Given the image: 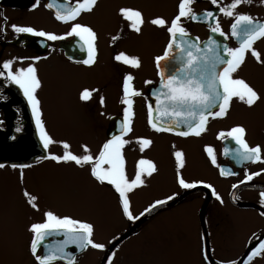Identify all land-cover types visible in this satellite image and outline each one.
<instances>
[{
  "label": "flooded vegetation",
  "instance_id": "af4514ba",
  "mask_svg": "<svg viewBox=\"0 0 264 264\" xmlns=\"http://www.w3.org/2000/svg\"><path fill=\"white\" fill-rule=\"evenodd\" d=\"M101 1L103 0H97V9L100 8ZM130 1V8L138 9L143 14L145 23L141 26V31L139 33L132 31L127 26L128 22L124 21L119 15L115 23H112L113 29L110 31V34L103 38L102 44L100 42L101 46H104L105 48L104 54L101 56L99 54L100 50H97L95 63L88 66L83 63H78V61L87 59L86 46L82 50L81 45L83 42L79 37L66 36L65 33L70 30L71 23H80L82 25L90 26L85 23L83 17L84 14H89L93 10L91 12L82 13L75 21L62 23L55 19V10L57 6L63 5L64 0H56V4L53 8L45 6L49 3V0H0V27L3 28V31H0V64L5 60H11L13 70L15 68L27 67L29 64H32L36 68L37 76L41 81V87L36 91V96L39 101L42 96H45L48 85H55L58 93L62 96H67L68 86L70 84H73L75 81L79 83L83 78L84 73L93 72L95 76L94 81L97 80V82L93 81L90 85L92 90L95 89V91H92L91 93L92 96H94L92 104L94 108L92 106L91 108L90 106H87L86 108L84 105L83 110L89 114L90 112H99V115L97 114L98 116L102 114H104V117L107 116V127L103 132L104 136L103 134L101 135V137L104 138L100 139L96 136L99 142L95 149L98 151L105 140L113 135L120 134L118 125L119 122L123 120V110L126 107V105L121 103L123 97V77L125 74H130L132 76V80L130 81L131 87L140 93V95L132 96L130 99L132 100V103H139L141 106H146V121L149 126L148 109L149 105L151 107L153 106L154 101L151 97L150 89L161 80V77L157 74L158 69L154 58L156 56L164 55L165 47L169 41V34L166 27H156L148 23V21L154 17H163L170 22L178 12L177 6L179 0ZM70 2L74 4L75 0H70ZM230 2L231 0H217V4H213L211 0H193L191 8L196 14L197 19L191 20L188 18H181V24L185 28L187 35L197 37L200 41L213 37L218 39L223 46L227 45L232 48L238 47V41L231 36V24L233 23L234 17L225 16L219 10L220 7L226 6ZM33 5H35V7ZM95 7L96 5L94 8ZM209 11L213 13V16L205 17L204 13ZM234 11L250 15L254 19L264 22V3H262L261 0H250L248 3H241ZM217 22L219 23L221 30L227 36V39L224 36H220L218 32L213 33L211 31V27H214ZM13 24L18 26H31L36 30L52 32L57 36H62L64 38L48 40L45 37H37L30 33H15L11 28V25ZM113 37L116 38L113 39ZM223 46L221 55H223ZM253 48L260 54L261 60H264V38L256 40L253 44ZM133 49L140 54L139 57H137L139 59L138 68H132L115 60V56L121 52L131 57ZM35 57H39V59H34ZM161 71H165L163 70V66ZM262 71L264 72V63H258L249 52L246 53L244 63L234 75L243 78L244 80L245 77H251V80L253 81L252 87L256 84L254 79L257 80L259 82L257 85L260 87V90H255L259 94V100L264 101V74L262 77ZM110 80H112L113 83H117L118 89ZM146 81H150L151 83H145ZM78 91L79 87L77 86L76 93ZM97 91L100 92L97 93ZM79 94L80 92H78V96ZM96 96H100V98L101 96L104 97L105 108L103 111L100 110ZM80 101L82 102V100ZM234 101L239 102V106H246L244 103L236 99H234L233 102ZM116 103L119 104V108H117ZM215 110L218 111V109ZM40 112L42 117L43 113L41 105ZM234 117L235 116H229V114H226L222 118L208 117L206 129H217L226 134L221 139V147L219 151L222 162L215 166V168L217 169V175L223 179H227L226 181H228L229 184L227 186L228 192L225 193L224 198L218 200L216 199V196L213 195L215 188L211 183L203 181L196 183V185H211L209 188L211 199L204 211L203 224L199 216L202 204L197 212V225L199 226V231L197 233L198 241L191 237L192 227L196 220L194 219L195 213L188 212V214H186L184 212V214L180 216L179 210L182 208L180 209L179 205L190 197V195H201L202 201H204L206 192L203 189H197L190 192L173 206L160 208L153 215H158L160 212H163L168 208H175L174 233L175 235L184 233V236H188L184 239L187 242L184 244L182 252L184 256L183 262H179L178 264H197L195 260L197 251L199 252V261L201 264H227V262L219 263L213 257L211 237L214 242L218 240L213 237H216V232L213 231L214 229L211 227V220L208 212V209L213 206L224 209L233 217L239 219H243L245 216L242 211H253L252 221L244 224L245 235L252 234V238L247 240L248 242L244 244L243 249H241L239 243L242 242L244 238L236 240L237 245H235V247L240 249V254L236 256L234 260H230V262H232V264H245V261H247L248 264H264V250L249 257V253L259 245L260 241L264 240V205H262L260 200V193L264 192V181L263 178H260L264 175V141L257 140V142H252L250 139L246 140L250 147L260 146L262 152V154L260 153V160L251 162L237 159L235 150L239 148V145L235 143V140L232 137L227 136L228 131L232 127L237 126V124L231 123L234 121ZM112 118H115L114 126L110 127ZM17 129H19V131H17ZM161 132L168 133L165 143L172 142L173 151H176L180 138H182L184 142L192 143V139L199 138L200 135L203 134L201 133L199 136L188 135L182 137L177 135V132L174 130ZM130 133L123 138L126 139ZM0 139V163L5 165L3 168H0V177H3L6 180L11 181L16 180V177H28L31 175L29 173L35 171L36 168L49 166V164L51 165V162L57 163L51 159L45 158L48 155L53 154V152L42 146L40 139L38 138V132L31 109L22 92L18 86L2 77H0ZM226 140L228 141L226 143V149L228 150L227 154L223 152V147L225 145H223V143ZM132 144L133 142H129L127 144V149L132 148ZM134 144H137V142H134ZM97 153L98 152L95 150L93 155ZM38 157L40 159H38ZM14 164H24L28 165V167L23 169L19 167H11V165ZM65 164L76 166L78 170L84 169L85 167L89 169L88 166L80 167L74 163ZM223 164L229 166V174L225 176H222L219 171L220 165ZM246 173L249 175L252 173H258V175H253L250 180H246ZM238 184H241L243 187L235 190V199H232L231 192L235 188L233 185L237 186ZM24 191L26 190H22V192ZM183 191L184 190L180 191L173 198L179 196ZM250 194L251 196H249ZM246 203L250 204L244 205ZM225 204H228L229 206H225ZM178 220L180 221L178 222ZM145 223L146 221L142 223L141 226L145 225ZM129 224H132V221H130ZM241 229L243 228L241 227ZM154 231L156 230L151 228L150 237H147L144 243V256L150 261V264H164V261L169 258L167 253H172L167 251L161 256V254L156 255L152 252L154 247L159 246L162 248L163 246L161 236L152 237ZM24 233L26 235V242L30 244L32 233L27 229ZM159 233L160 231L158 230V235ZM213 233L215 235H213ZM52 239L53 238L50 236L45 243L48 244ZM113 251L114 249L112 252ZM38 252L41 254L42 245L37 249V253ZM112 252L109 256H111ZM109 262L110 261L107 259L106 264H109ZM114 263L115 262H112L110 264ZM166 263L177 264L176 260H174V262L168 261Z\"/></svg>",
  "mask_w": 264,
  "mask_h": 264
},
{
  "label": "rangeland",
  "instance_id": "374dc122",
  "mask_svg": "<svg viewBox=\"0 0 264 264\" xmlns=\"http://www.w3.org/2000/svg\"><path fill=\"white\" fill-rule=\"evenodd\" d=\"M130 5V0H103L99 9H97V3L91 13L84 14L83 20L97 34L96 50H100L101 56L105 51L104 46H101L103 38L107 37L113 29L112 23L118 19V10L122 7L130 8ZM131 55L139 57L140 54L133 49ZM263 74L262 71V77ZM94 78L93 72L84 73L79 83L75 81L68 86L67 96L58 93L55 85H48L46 88L45 96H42L40 100L43 113L41 120L44 130L54 141L48 147L53 154H63L65 149L61 142H66L70 146L68 150L74 154H82L81 145H86L92 154L95 150L98 152L95 149L99 142L96 136L102 138L101 135L107 127V116L104 117V114L98 116L99 112L89 111V114L83 110L84 105L86 108L87 106L91 108L94 101L92 94L84 102H81L78 96V92L84 89L92 90L90 85ZM110 81L112 82V80ZM245 81L250 86L253 85L251 77H245ZM254 81L256 84L253 88L259 91L260 87L257 85L259 82L255 79ZM113 84L118 89L117 83ZM77 86L79 91L76 93ZM99 92L97 91V93ZM96 99L99 102L100 110L103 111L105 108L104 97L103 103H101L100 96H96ZM132 104V131L126 139L131 143L133 142V147L127 149L126 144L122 150L126 162V173L130 179L134 177L135 164L140 158L151 160L156 168L151 176L144 178L145 184L143 186L128 194L132 214L140 217V213L144 212V209L149 208L150 205H154L156 200H165L169 196L174 197L185 189L179 186L176 179L178 170L173 156L172 142L165 143L168 133L152 130L147 125L146 106H141L139 103ZM255 104L252 107L239 106V102L234 101L227 114L235 116L232 124L244 127L246 130L245 140L263 142L264 101L259 100ZM116 106L119 108L118 103ZM202 133L199 138H191L192 143L184 142L180 138L176 151L183 153V166L179 169V173L189 183L199 181L211 183L215 188L216 195L223 199L225 193L228 192L229 183L226 181L227 179L217 175L215 166L222 162L219 151L221 139L226 134L221 137L219 134L222 132L217 129H206ZM137 138H147L152 143L141 152L139 144H134ZM205 147L213 149L215 164L209 158ZM29 174L31 175L28 177H22V179L16 177V180L11 181L0 177V264H36L29 252V243L26 242L24 232L31 223L41 222L45 211H52L57 216H69L73 219L92 223L95 227L93 240L104 244V248L92 249L88 247L84 252L75 256V264H99L105 248L129 227L130 220L123 216L114 189L106 183L100 184L95 181L87 167L78 170L76 166L62 162H51V165L36 168ZM260 178H263L264 181V175ZM24 189L38 198L35 203L39 210L31 208L27 204L22 192ZM202 203L201 195H190L179 205L180 209L182 208L179 210L180 216L184 212L186 214L188 212L195 213L196 218L194 216V219L196 220L192 227L191 237L197 241L199 231L197 212ZM225 206L229 205L225 204ZM208 210L211 227L216 232H214L216 237H213L218 239L214 242L211 237L213 257L219 263L230 262L240 254V249L235 247L237 245L236 240L244 238L239 243L243 249L244 244L248 242L247 240L252 238V234L245 235L244 224L252 221L253 211H242L245 216L243 219H239L219 207L213 206ZM174 213L175 208H168L158 215L153 216L154 213L152 217L150 216L151 218L145 220V225L140 226L135 233L123 239L114 249L109 264L112 262H115L114 264H150V261L144 256V243L147 237H150L151 228L156 230L152 233V237L161 236L163 244L162 248L154 247L152 252L156 255L161 254V256L167 251L171 252L172 254L167 253L169 258L164 261V264H171L166 262H174V260L177 264L183 262L182 252L184 244L187 242L184 239L188 236H184V233L175 235ZM157 229L160 231L159 235ZM214 233L213 235H215ZM195 260L197 264H201L198 251ZM53 264L65 263L53 262Z\"/></svg>",
  "mask_w": 264,
  "mask_h": 264
},
{
  "label": "snow or ice",
  "instance_id": "6c2138e0",
  "mask_svg": "<svg viewBox=\"0 0 264 264\" xmlns=\"http://www.w3.org/2000/svg\"><path fill=\"white\" fill-rule=\"evenodd\" d=\"M213 4H217V0H211ZM250 0H231L226 6L220 7V12L225 16L234 17L231 24V36L238 41V47L223 46V55H221L216 48V42L209 38V42L205 45L206 51L203 55H193L191 49L195 45L188 44L185 39L187 33L181 24V18H188L196 20V14L191 8L193 0H179L178 12L171 19L165 20L163 17H154L148 21L156 27H166L169 34V41L164 50L163 56H156L155 63L157 65V74L161 77L160 89L153 93L156 97L157 107L153 113L152 107L149 105L148 109V124L151 129L156 132L172 131L171 127H164L161 123V117H166L175 123L176 128L183 124L184 129L178 131L177 135L186 137L188 135L199 136L202 132L206 131V124L208 117L222 118L224 117L234 99L244 103L248 107H252L260 99L258 92L250 86L243 78L237 77L234 74L238 71L245 61L246 53H251L258 63H264L261 60L260 54L253 48L256 40L264 38V22L258 21L250 15L237 13L234 10L241 3H248ZM264 3V0H261ZM97 0H75L71 3L70 0H64L63 5L57 6L55 10V19L62 23H69L75 21L84 12H91L96 5ZM56 0H49L45 6L53 8ZM35 7V5H33ZM118 14L124 21H127V26L134 32L139 33L141 26L145 23L143 14L138 9L122 7L118 10ZM205 17H212V12H205ZM15 33H30L37 37H45L48 40L63 39L62 36H57L52 32L43 30H36L31 26H18L11 25ZM0 31L3 28L0 27ZM213 33L218 32L220 36L227 39L225 33L221 30L219 23H215L211 27ZM66 36H75L83 42L81 49L86 46L87 59L78 61L84 65L91 66L95 63L96 59V32L87 25L80 23H71L70 30L65 33ZM116 37H113L115 39ZM186 44L187 47L182 51L187 53L186 59H181L180 66L171 70L167 74L161 71L160 62L165 59H175L169 57V50L173 48L180 49L181 43ZM34 59H39L35 57ZM115 60L122 62L132 68L139 67V59L135 56H128L121 52L115 56ZM0 77L18 86L26 99L33 119L36 124L37 132L42 146L48 149L49 145L54 141L49 137L48 133L44 130L43 122L41 120L40 101L36 96V91L41 87V81L37 76V70L29 64L27 67L12 68V61L5 60L0 64ZM132 76L125 74L123 77V97L121 103L126 105L124 108L123 120L119 122L118 130L119 135H113L105 140L100 146L97 154L93 155L86 145H81L82 154H74L70 150V146L66 142H61L65 149L62 155L50 154L45 158L51 159L57 163H74L77 166H88L90 169L91 177L100 184L110 185L118 196V204L124 217L128 220L138 219L131 212L130 199L128 194L134 189L145 184V177L151 176L156 171L155 165L151 160L140 158L135 164V175L131 179L126 173V162L123 156V148L130 141L124 139L128 133L132 131V100L130 97L138 96L140 93L135 91L130 84ZM145 83H151L146 81ZM95 91L84 89L79 94V99L84 101L88 100L91 92ZM163 97V99H161ZM103 103V97H101ZM215 109H218L215 110ZM19 131V129H17ZM246 130L243 126L232 127L227 136L232 137L239 148L235 150L237 159L241 161L256 162L261 159L260 146L250 147L244 139ZM223 136L225 133H220ZM136 142L139 144V150L143 152L146 147L152 143L147 138H137ZM209 158L213 164L216 163L213 149L205 147ZM227 149L225 152L227 153ZM175 164L177 168V182L182 189H191L199 182H186L179 173V169L183 166V153L181 151H174ZM38 159H40L38 157ZM5 165L0 163V168ZM13 168H25L28 165H11ZM225 173L221 170V175ZM253 175L258 173L245 174V179L250 180ZM22 179V177H21ZM205 187L211 185L205 184ZM236 187V185H233ZM27 204L36 210L38 209L35 201L38 199L36 196L31 195L27 191L23 192ZM216 199H220L213 191ZM173 197L169 196L165 200H156L154 205L145 208L144 212L140 215L143 216L151 208L162 205ZM260 200L264 205V192L260 193ZM43 220L41 222L31 223L28 226V231L32 233V239L29 244V252L34 258L36 264H53L56 260H66L67 264H75V257L65 249L69 245H75L78 251H82L91 247L92 249H103L104 244L95 242L93 235L95 227L92 223L73 219L69 216H57L52 211H45L43 213ZM62 234L63 239L56 241L52 245L45 243V241L53 235ZM43 245L44 254H38L37 249ZM261 250H264V240L260 241L259 245L249 253V257L256 255ZM112 257L109 256L108 260L111 261ZM232 264V262H227ZM245 264H248L245 261Z\"/></svg>",
  "mask_w": 264,
  "mask_h": 264
},
{
  "label": "water",
  "instance_id": "95a60500",
  "mask_svg": "<svg viewBox=\"0 0 264 264\" xmlns=\"http://www.w3.org/2000/svg\"><path fill=\"white\" fill-rule=\"evenodd\" d=\"M185 39L188 41V44H192V45H195L196 47L192 48L191 51L193 53V55H203L204 52L206 51V48H205V45L208 44L209 42V39L203 41V42H199L196 38H193V37H190V36H186ZM212 39V38H211ZM213 41L216 42V48H217V51L219 52L220 48H221V44L219 43V40L216 39V38H213L212 39ZM181 43V48L180 49H177V48H173V49H170L169 50V57H175V59H166V60H162L160 63L162 64L164 62V64L168 66L174 64L173 66H170L173 70L177 67L180 66V63H181V59H186L187 58V53L182 51L183 48H186L187 45L186 44H183V42H180ZM168 66L166 68H168ZM158 91V88H155V91L152 92V94L154 92ZM161 99H163V97H161ZM157 107V104H156V100L154 102V108H153V113L155 115V112L154 110L156 109ZM114 120L115 119H112V122L110 124V127L114 126ZM161 123L163 124L164 127H171L172 129H174L175 131H182V130H185L184 129V126L183 124L180 125L179 128H176L175 126V123L170 121L168 118L166 117H161ZM110 129V128H109ZM1 140V139H0ZM228 142V141H227ZM223 169L224 173L227 174V170H226V167L222 166L221 167V170ZM237 188H240V186H238ZM189 192H191L190 190L188 191H185L184 193H182L178 198L170 201V202H166L162 205H158V206H155L154 208L150 209L143 217H141L135 224L133 225H130L129 228L123 233L121 234L118 238H116L110 245L109 247L106 249V252L101 260V263L100 264H105V261L107 259V256L108 254L110 253V251L119 243L121 242L124 238H126L127 236L131 235L137 228L138 226L143 222L145 221L148 217H150L159 207H162V206H171L175 203H177L181 198H183L185 195H187ZM234 193V192H233ZM233 193H232V198H233ZM209 199H210V195L207 194L206 196V199L204 200V203L202 204L201 208H200V211H199V216H200V220L203 224V216H204V211H205V208L209 202ZM240 204V203H239ZM247 204H250V203H246L244 205H247ZM63 239V236L62 234H59L57 235V237H55V242L56 241H61ZM54 242H52L51 244L49 245H52ZM66 252H70L72 253V255H74L75 253H78L80 251H78L75 247V245H69L66 249H65ZM45 252V249L43 247V252L42 254H44ZM65 262H67L66 260H63Z\"/></svg>",
  "mask_w": 264,
  "mask_h": 264
}]
</instances>
